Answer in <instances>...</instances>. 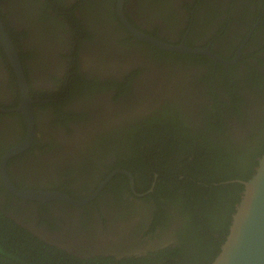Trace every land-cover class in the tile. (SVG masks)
Instances as JSON below:
<instances>
[{"label":"flooded vegetation","instance_id":"flooded-vegetation-1","mask_svg":"<svg viewBox=\"0 0 264 264\" xmlns=\"http://www.w3.org/2000/svg\"><path fill=\"white\" fill-rule=\"evenodd\" d=\"M118 1L0 0V21L34 101L35 135L8 158V179L19 190L74 200L96 193L80 205L38 202L4 184L2 156L25 139L27 125L15 110L20 90L0 43V211L45 243L79 257H111L109 264L183 235L174 211L166 228L150 231L153 203L144 196L156 173L146 192L137 191L143 164L152 167L163 144L161 121L177 128L178 138L191 132L231 154L264 153V0ZM119 11L163 43L239 58L225 64L161 49L135 37ZM134 166L140 172L128 169ZM121 169L132 185L115 173L99 189Z\"/></svg>","mask_w":264,"mask_h":264},{"label":"trees","instance_id":"trees-1","mask_svg":"<svg viewBox=\"0 0 264 264\" xmlns=\"http://www.w3.org/2000/svg\"><path fill=\"white\" fill-rule=\"evenodd\" d=\"M159 129L166 131L161 135L163 144L154 165L143 164L145 183L137 191L146 192L150 187L147 182L151 183L156 173L152 191L144 196L153 203L150 231L166 228L174 211L181 218L179 230L183 235L176 242L143 256L122 258L117 264H210L225 239L243 190L242 184L225 181L247 180L261 154L255 151L231 154L217 141L208 137L198 141L191 132L185 139L178 138L177 128H169L165 121L159 123ZM128 169L140 172L135 166ZM110 261L111 257L102 255L79 257L45 243L0 211V264H109Z\"/></svg>","mask_w":264,"mask_h":264},{"label":"water","instance_id":"water-1","mask_svg":"<svg viewBox=\"0 0 264 264\" xmlns=\"http://www.w3.org/2000/svg\"><path fill=\"white\" fill-rule=\"evenodd\" d=\"M118 2L120 7L123 0H119ZM119 14L122 21L135 37L161 49L192 54H207L214 60L221 61L225 64L233 63L239 58L238 55L233 60L225 61L211 53L208 49H193L184 45L163 43L158 39L137 31L129 25L121 12ZM0 43L14 71L20 90V103L15 110L22 114L27 125V135L25 139L13 146L2 156L1 176L4 180V184L16 196L26 200L38 202L63 200L73 205L84 204L88 200L94 198L96 193L83 200H74L64 193L53 190H19L9 181L5 172V164L8 158L27 149L31 145L35 135L32 111V103L34 101L30 97L26 77L15 45L5 31L1 21ZM115 173L126 174L130 179L131 185L133 184L131 173L121 169L111 172L108 178L99 186V189H101L107 180ZM225 182L240 183L243 185V190L239 201L235 205L234 212L231 215V221L225 239L221 243L217 255L210 264H264V153L258 157L254 171L247 180L233 179Z\"/></svg>","mask_w":264,"mask_h":264}]
</instances>
